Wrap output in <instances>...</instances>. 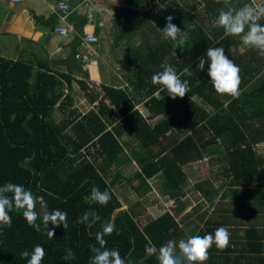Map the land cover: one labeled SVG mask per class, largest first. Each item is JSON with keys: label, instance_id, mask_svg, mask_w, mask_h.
<instances>
[{"label": "trees", "instance_id": "trees-1", "mask_svg": "<svg viewBox=\"0 0 264 264\" xmlns=\"http://www.w3.org/2000/svg\"><path fill=\"white\" fill-rule=\"evenodd\" d=\"M126 2L129 4L115 5L121 21L132 22L130 28L132 25L144 28L149 23V31L155 38L146 40L142 47L130 46L124 51V64L135 67L140 64L144 70L140 72L141 82L147 77L152 81V76L163 70L161 65L165 61L177 74L188 66L191 76L184 75L181 79L189 82L190 91L184 98L173 100L157 85V89L150 90L151 100L147 104L151 115L147 117L126 90L108 86L100 90L81 80L78 81L80 89L89 95L91 108L77 114L72 74L55 71L45 60L15 61L0 54V186L9 182L23 185L34 195L44 197L47 211L67 212L68 222L66 230L62 225L57 227L50 239L43 227L44 212L39 204L36 211L40 232L28 225L23 210L10 212L11 228L0 227V264H27L20 253L27 250L31 254L36 245L46 252L41 264H90L93 253L89 245L99 247L96 234L109 221L114 222L115 231L104 237L108 249H118L126 264H159L156 255L145 253L149 240L159 249L169 240L178 243L194 235H214L219 228L209 224L210 219L204 221L205 218L197 225L194 218L192 226L180 225L177 213L187 208L183 200L193 189L213 203L221 191L217 184L221 177L227 176L236 189L221 194L220 200L242 209L255 205L253 186H249L261 181L264 186V153L257 150L264 143V57L253 49H246L242 55L231 54L233 48L238 49L242 44L240 38L225 37L224 30L217 25L212 36L206 21H215L224 8L216 0ZM250 2L233 0L236 7ZM59 13L53 12L43 24L55 31L61 26ZM77 13L72 9L67 22L77 19ZM169 15L174 17L175 25L188 33L189 39L183 48L177 47L176 41L165 39L160 30ZM82 20L83 24L77 26L78 35L71 43L75 59L80 53L81 36L85 35L83 25L87 19ZM219 35L223 37L217 39ZM120 36L129 35L122 31ZM209 47H223L225 55L240 67L242 94L239 99L215 92L207 74ZM187 54L191 60L186 59ZM249 54L260 60L257 66H248ZM201 58L205 60L202 70L198 66ZM83 73L88 78V72ZM158 92L162 93L160 98L156 96ZM56 110L64 116L58 121L54 118ZM125 132H131L136 140L133 145L126 143L131 153L120 141ZM210 154L214 157L208 158L213 163L212 175L192 183L193 171L189 174L188 167L205 161ZM131 164L138 167L129 180L140 199L128 209H121V200L113 186L120 182L121 170ZM156 177L161 193L175 203L176 210L150 216L142 224L140 219L145 216L135 211L156 204L152 200L159 193L151 195L156 188L150 182ZM137 179L140 182L135 184ZM93 186L110 192L111 200L106 206L90 199ZM88 211L99 216L91 227L78 223ZM247 211L248 217L250 211ZM248 219V230H256L251 225L253 217ZM52 227L50 224L49 230ZM256 239L263 248L262 236ZM252 248L248 251H255ZM67 249L73 251L74 259H63ZM238 250V246L233 250L229 244L221 251L213 244L205 264H233L231 254Z\"/></svg>", "mask_w": 264, "mask_h": 264}, {"label": "crops", "instance_id": "crops-1", "mask_svg": "<svg viewBox=\"0 0 264 264\" xmlns=\"http://www.w3.org/2000/svg\"><path fill=\"white\" fill-rule=\"evenodd\" d=\"M58 1L60 0H0V54L4 56L1 50L7 47L9 44L8 40L15 39L18 41L20 53H17L14 56L15 58L12 59L15 61L20 60L22 54L26 53V51L27 53H33V51H36V48H34L36 45L35 42H37V45H39L38 43L43 42L42 46L43 49L46 50L47 54V59H45V61H48L57 72L72 74L78 88L80 87L78 81L87 80L85 83L87 82L90 85H95L98 88L100 87V90H102L103 86L126 90V92H129L132 99L138 104V108L144 113V115L147 117L151 115L147 104L149 100H151L150 90L155 88L157 89L159 86L153 84L148 77L145 81L141 82L139 79L140 72H143L144 70L140 68V64H138L137 68L129 63L124 64V60H122L124 51L128 50L130 47V38L129 36L123 37L120 35L122 31H125L126 35H128V33L131 32L129 31L131 28L128 24L121 21L122 18L119 13H117L115 5H128L129 3L126 2L128 0H121L119 2L113 0L110 2L112 5L107 7V10L111 11L106 12L107 16L109 14V17L113 18L112 22L107 24V18L104 16L106 15V12H103V10L106 9H99L98 7L95 9L93 6L90 7L86 2H84V0H74L73 2L71 0H65L70 4V6L73 5L72 9L74 11H78L79 15L87 19L83 25L84 33L95 32L100 38L98 44L89 48L87 47L88 50L92 51V55L94 54L93 62L87 68L84 67L81 61L73 57L71 44L75 36L78 35L77 26H81L84 20L78 21L77 19H74L73 21H69V24L73 25L74 31L70 32L68 36H63L43 24L44 20L49 18L54 12ZM98 4L106 6V4L103 3ZM39 18L41 20H39ZM114 22L116 24H114ZM58 24L66 25V23L64 24L61 20ZM215 26L216 20L212 21L211 24L207 26V29L210 33H212V36L214 35L213 29ZM106 29H108V32H106ZM104 32L106 33L103 34ZM106 34L108 35V38H106ZM158 37H160V35ZM221 37L223 36L219 35L217 39ZM4 39H6V41ZM146 40H149V38L145 35L141 39L134 42L135 45H133V47H142V44ZM100 43H102L101 46ZM105 45L107 48H105ZM82 46L83 45L81 44L79 47L80 51ZM246 49L247 48H244L241 44L238 49L233 48L231 50V54L242 55L245 53ZM88 50H86L87 53ZM175 54H177L176 51ZM177 56L178 55L175 57ZM96 57H100V62H98L99 60ZM38 60L39 59H37V61ZM246 60L248 66L252 67L257 66L260 62L256 56L250 54ZM153 66H155V64ZM84 71L88 72V78L83 75ZM105 72H109V74L113 76V81L115 83L109 79L107 73ZM132 76H136L133 81L130 80ZM156 96L160 98L162 93L158 92ZM131 136L134 138L131 132H125L120 138L121 143L125 145V149L129 152L131 151L128 149L129 146L126 143L131 144V142L128 141ZM134 142L136 143L135 139ZM257 150L259 153H264V143H262ZM212 158L214 157L212 156L211 159ZM214 165L220 167V164L214 163ZM130 166H133V164ZM155 179L158 183L157 177L151 179L150 182L153 184V180ZM262 182L263 181L256 182L257 184L255 183V185L253 184L249 186V188L253 186V193L251 194L255 196L254 199H252L255 205L250 209H242L241 207H238V205L232 206V203H227V200H220L221 194H225L233 189H236L230 184L231 180L227 176L221 177L219 183L217 184L220 185L221 191L213 203L193 189V192L198 194L199 197H195L194 203H196H193L194 205L190 204V207L187 206L185 210L180 212L178 211L177 214H180V225L183 228L192 226L193 218L195 222L194 224L196 225L198 221H202L204 218V221L210 219L209 224H216L218 227L227 228L230 233L229 244L231 245V249L233 248V250H236L237 246L239 247L238 252L235 251L231 254L234 257L233 264H264V247L262 248L259 240L256 239L257 237L260 238L262 236V243L264 245V186L261 185ZM151 195H153V193H151ZM188 197H186L185 200ZM137 201L138 200L133 201L131 206L136 204ZM123 202L125 204H123ZM121 203V209H128L131 207L126 205L129 204L128 198L126 197L124 201H121ZM160 203H163L164 205H167L168 203L173 204L171 201L167 200V198ZM160 203H157L155 206L145 205L135 212L140 213V215H144L145 217H150L152 216L150 214L153 211V208L157 205L160 206ZM175 208L172 210L175 211ZM246 210L250 211V216L248 217L246 216ZM163 212L165 211H162L159 215ZM237 215H239L238 219L236 218ZM249 217H253V224L251 225L256 226V230H248V227L250 226ZM201 224L205 225L204 222ZM251 243H255L256 245H250ZM251 247H253L252 249L255 251L249 250V252L248 249ZM238 258H240V260H238ZM223 264L227 263L223 262Z\"/></svg>", "mask_w": 264, "mask_h": 264}, {"label": "clouds", "instance_id": "clouds-1", "mask_svg": "<svg viewBox=\"0 0 264 264\" xmlns=\"http://www.w3.org/2000/svg\"><path fill=\"white\" fill-rule=\"evenodd\" d=\"M217 3H223L224 8L219 12L216 19V25L224 30V36L239 37L244 48L253 49L264 57V0H251L240 7H236L233 0H216ZM174 17H166V25L160 29L165 39H171L177 42V47L183 48L189 39L188 33L181 30L173 23ZM210 65L208 68V77L215 92L220 95H227L233 99H239L241 96V76L240 67L225 55L223 47H209L206 52ZM205 60L199 61V67L204 68ZM163 69L152 76V83L161 85V90L167 91V96L175 100L184 98L190 91L189 82L182 80L181 76H191L190 67L184 66L183 71L177 74L176 69L165 61L161 65ZM230 102V101H229ZM90 199L102 206H106L111 200L109 191H101L93 186ZM37 204L44 212L42 223L47 235L51 239L55 235V229L61 225L66 230L68 228L67 212L55 209L47 211V202L43 196H36L23 185L15 183H6L0 186V227L12 226V216L10 212L20 210L28 225L35 231H41V224L37 223L38 213ZM99 216L94 211L85 212L78 220V223H85L88 227L92 226ZM52 229L49 230V225ZM115 231L114 222H107L102 230L97 232L96 245H89L93 255L90 257V264H126L121 257L118 249H108L106 235H111ZM230 243V233L225 227H219L214 235L209 233L204 236L194 235L188 239H181L177 243L175 240H169L167 243L157 249L151 240L145 247V253L149 256L156 255L159 264H205L209 259V249L215 244L218 250H225ZM45 249L36 245L32 253L24 250L20 253L21 258L27 259V264H41L45 257ZM30 257V258H29ZM75 258L71 249L66 250L63 257L65 261Z\"/></svg>", "mask_w": 264, "mask_h": 264}, {"label": "rangeland", "instance_id": "rangeland-1", "mask_svg": "<svg viewBox=\"0 0 264 264\" xmlns=\"http://www.w3.org/2000/svg\"><path fill=\"white\" fill-rule=\"evenodd\" d=\"M71 1L73 2L74 0H71ZM111 1H113V0H103V1H101V0H84V2H86L90 7L93 6V7H95V9H97L96 7H98L99 9L100 8L106 9V10H103V12L111 11V10H107L108 9L107 7H110L112 5V3H110ZM114 1L119 2L121 0H114ZM98 3L106 4V6L99 5ZM107 12L105 13L106 15H104L107 18L106 19V24L112 22V18H113V17H109V14L107 16ZM82 19H83V17L77 13V20L81 21ZM211 22L212 21H210V20L206 21V24H207L206 26H209L211 24ZM125 23L128 24L129 26L132 24V22H130V23L125 22ZM114 24H116V23L114 22ZM146 25H147V27H144V28H140V27H136V26L132 25L131 30H129L131 32L128 33L129 38H130V43H129L130 46L135 45L134 42H136L137 40L141 39L145 35L148 38H150V39H154L155 38V35H153L149 31V29H150L149 28L150 27L149 23H147ZM107 26H110V25H107ZM106 32H108V29H106ZM106 32H104L103 34H105ZM106 38H108L107 34H106ZM4 40L6 41V39H4ZM99 41H100V38H99ZM8 42H9V44L7 45V47H5V49L1 50L2 54L6 58L14 59L15 58L14 56L17 53H20V50L18 48V41L15 40V39H12V40H8ZM35 43L37 45V42H35ZM38 44L39 45H37V46L35 45L34 46V48H36V51H33V53H27V51H26V53L22 54V57L20 59L25 60V61H30V60L37 61V59H41V60L47 59L46 50H44L43 46H42L43 42H40ZM103 44H104V42H103ZM5 45H6V43H5ZM101 45H102V43H100V46ZM105 48H107L106 45H105ZM144 49H146V47H144ZM86 50H88L87 46L83 45L82 48H81L80 53L81 54L87 53ZM92 58L94 59V54L92 55ZM96 58L99 60L98 62H100V57H96ZM186 59L191 60V56L189 54H187L186 55ZM101 66H102V64H101ZM105 73H107V72H105ZM107 75H108L109 79H111V81L113 83H115L113 81V76L111 74H109V72L107 73ZM73 87H74L73 93H74V95L76 97L75 106H78L77 107V114H79L81 112L83 113V112H85V111H87L88 109L91 108L90 101L88 100L89 99L88 98L89 95L87 96L83 92V89L81 90L80 87L78 88V85L75 83V81H74ZM95 89H96V91H99L98 88H95ZM63 117L64 116L60 112V110H56V112L54 113L55 120L58 121V120L62 119ZM128 141H130L132 145L135 143L134 142V138H132V136L129 138ZM211 157H212V155L210 154L209 157H207L205 161L199 162V163H196V164H192L191 166L188 167L187 170H188L189 174L191 173V171H193V174H190L191 175V179L190 180L192 181V183L196 182L195 180H197V179H204V178L207 179V178H209L212 175L213 163H212L211 159L208 160V158H211ZM137 169H138V167L136 165L135 166L134 165L130 166L129 168L128 167L123 168L121 170V173H122L121 177L119 178L120 182L119 181L115 182V185L113 186V188H114L119 200L124 201L125 197L128 198L129 204H126V205H128V207L132 205L131 203L133 201H136V200H138L140 198V195L134 190V187L130 183V180H129L130 178L134 177V172ZM221 175H225V174H221ZM139 182H140L139 179L134 181L135 184H138ZM153 185L156 188L155 190H153V195L156 192L159 193V194L154 195L155 198L152 200V202L157 204V203L163 201L165 199V196L161 193L160 186H159L160 184L157 183L156 179L153 180ZM195 197H199V195L195 194L194 192L193 193L190 192L189 197L186 200H185V197H184L183 201L185 203H187L188 207H190V204L194 203ZM196 199H198V198H196ZM141 202H143V201H141ZM123 204H125V203L123 202ZM156 204H154L153 206H155ZM163 205H164L163 203H160V206L157 205L156 207H154L153 211L150 214V215H152L151 217L158 216L162 211H165L168 208H170V209H174L175 208V206H174L175 203L174 204L168 203L167 205H164V206ZM145 218H141L140 219V222L142 224L147 222L148 217L146 216Z\"/></svg>", "mask_w": 264, "mask_h": 264}, {"label": "built area", "instance_id": "built-area-1", "mask_svg": "<svg viewBox=\"0 0 264 264\" xmlns=\"http://www.w3.org/2000/svg\"><path fill=\"white\" fill-rule=\"evenodd\" d=\"M12 1H20V0H12ZM54 12H60L59 17L60 20L66 25L57 26L55 31L63 36H67L70 32L74 31L73 25L67 22V19L72 12V7L65 0H60L57 3V8L54 9ZM99 42V36L95 32H88L82 36V45H86L88 48L97 44ZM76 58L82 62L85 68H87L93 62L92 51L88 50V53H78Z\"/></svg>", "mask_w": 264, "mask_h": 264}]
</instances>
